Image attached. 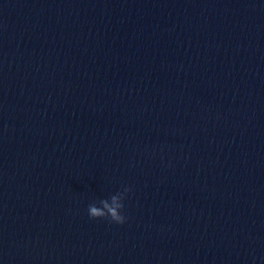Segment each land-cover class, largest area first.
Segmentation results:
<instances>
[{"label": "water", "instance_id": "1", "mask_svg": "<svg viewBox=\"0 0 264 264\" xmlns=\"http://www.w3.org/2000/svg\"><path fill=\"white\" fill-rule=\"evenodd\" d=\"M0 264H264V0H0Z\"/></svg>", "mask_w": 264, "mask_h": 264}, {"label": "clouds", "instance_id": "2", "mask_svg": "<svg viewBox=\"0 0 264 264\" xmlns=\"http://www.w3.org/2000/svg\"><path fill=\"white\" fill-rule=\"evenodd\" d=\"M130 188H125L124 191L112 195L110 198L101 199L98 203L88 205V214L91 219H108L110 222L123 224L126 216L123 214L124 199Z\"/></svg>", "mask_w": 264, "mask_h": 264}]
</instances>
